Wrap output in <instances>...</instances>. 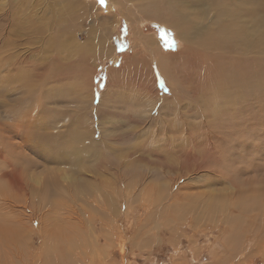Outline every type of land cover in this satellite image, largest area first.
<instances>
[{"label": "rangeland", "instance_id": "obj_1", "mask_svg": "<svg viewBox=\"0 0 264 264\" xmlns=\"http://www.w3.org/2000/svg\"><path fill=\"white\" fill-rule=\"evenodd\" d=\"M92 1L0 0V41L10 32L15 34L0 55V148L7 150V155L14 150L15 157L0 158L4 174L0 178V264H81L76 257L92 249L97 251L92 252L91 264H264L263 254L245 257L254 244L247 239L255 230L252 221L261 211L251 210L252 203H258L251 195L253 187L264 180V88L257 83L254 90L239 86L238 102L233 88L228 91L220 79L210 88L200 84L204 77L199 75L198 65L181 64L178 52L169 67L172 74L169 70L166 74L169 83L165 77L168 64L150 61L149 65L145 62L148 58L138 62L142 52L148 51L143 44L135 45L136 35L151 38L154 33L164 52L181 47L176 31L167 23L171 17L177 18L172 10L175 2L186 1L196 8L208 5L226 28L235 22L230 20L229 9L222 13L224 5H254L253 18L258 19L264 16V0H127L134 6L131 18L116 2L110 10L107 0ZM140 4L147 5L149 15L142 17ZM111 13L113 25L105 27L103 16ZM13 47L17 53L13 54ZM211 48L197 50L205 56ZM263 52L257 45L255 59L262 69L255 68L254 74L264 80ZM212 60L215 66L217 61ZM209 93L216 101L230 95L240 109L245 107L243 95L251 96L250 127L238 125L231 132L230 125L223 122L218 129L227 133L213 140L221 147L216 151L194 144L205 129H214L197 114L201 98L212 102ZM99 96L104 99L99 100ZM90 109L94 116L83 122L98 130L91 139L102 143L86 147L88 156L95 157L96 148L99 152L108 147L109 153L101 158L108 165L100 164L105 168L99 169L91 166L90 160L83 161L76 172L72 165L55 159L59 150L56 135L64 133L62 139L69 133L73 112L87 115ZM94 110H99L98 115ZM204 110L212 113V107ZM169 117V125L177 122L175 127L171 125L173 132L167 124L162 126ZM181 135L190 138L189 145L180 144ZM49 144L53 150L46 154ZM72 144L85 147L82 141ZM218 151L222 153L216 156ZM221 154L228 156L226 162ZM9 159L13 162L10 165ZM180 163L191 165L190 170H183ZM238 163L241 168L236 167ZM193 164L202 169L192 171ZM208 167L216 168L220 175ZM234 169L239 171L233 174ZM224 174L238 177L233 183L236 186L247 187L239 195L245 211L229 203L233 184L222 177ZM1 198H8L7 202ZM263 199L259 197L261 203ZM229 208L236 209L232 213ZM238 243L242 248L237 249L245 251L237 254Z\"/></svg>", "mask_w": 264, "mask_h": 264}, {"label": "bare ground", "instance_id": "obj_2", "mask_svg": "<svg viewBox=\"0 0 264 264\" xmlns=\"http://www.w3.org/2000/svg\"><path fill=\"white\" fill-rule=\"evenodd\" d=\"M83 1V0H82ZM95 1V0H93ZM92 1V2H93ZM127 1V0H126ZM139 1V0H137ZM143 1V0H142ZM145 1V0H144ZM151 1V0H150ZM158 3H160V1L156 0ZM64 2V1H62ZM70 2V1H69ZM116 2L117 4V8L120 9L123 12H126V14L131 18V16L133 15V12H131L130 10H132L134 8L133 5H131L132 3H127L125 4L123 2V0H120V2L118 0H107L108 5L110 6V10L111 7L113 8V4ZM140 2V1H139ZM153 2V1H152ZM85 3V0H84ZM156 3V2H155ZM153 4V9L156 7H154ZM163 3V2H162ZM226 3V2H225ZM262 3V2H261ZM62 4V3H61ZM94 4V3H93ZM146 4V3H145ZM245 4V3H244ZM64 5H67V3L64 2ZM69 5H72L69 3ZM88 5V4H87ZM107 5V4H106ZM107 5V6H108ZM141 5V4H140ZM139 5V6H140ZM165 5V4H164ZM251 5V2H250ZM253 5V3H252ZM163 6V5H162ZM227 5H224V7H222V13H225V8L229 9V17L230 20L234 21L235 24H231L228 27L224 28V21L221 20L218 16L217 13L215 12H211L210 8L208 5H204V6H198L197 8L190 4H188L186 1H179V2H175L173 4L172 10H174L175 15H177V18H170L168 25H170V27L174 28V30L176 31V38L180 41V48H178V50L176 52L172 51H167L164 52L162 47L159 46L158 44H160L159 40L154 39V33L150 34V37H140L139 35H136V42H138L135 45H138L139 43L144 47L143 49H147L148 52H142V57L140 58V60H137L138 62L141 61L143 62L144 59H146L145 62H149L151 65L152 62H157L159 64L162 65V63H165L168 68H165L167 70V72L165 73V77L167 79V82H169L168 76L166 75L168 73L169 67L172 66V60L173 58L175 59V55L174 53H177L176 56L178 57V59L180 58V56L182 57L181 59H177L178 62L182 63H186V67L187 65L189 66H197L199 67L200 74L202 77H204L203 81L200 82V84L204 83L205 85L208 84L209 88L212 87V83L216 82L218 79L221 80V82H223L224 88L226 87V89H228V91H230L231 88H233L234 92V97L235 99L240 102L241 101V95L239 92L238 87L241 86L245 89H251L254 90V86L255 83H257L258 85L260 84L262 88H264V80L263 79H258L256 78L255 74H254V70L255 68L258 70L262 69V65L259 63V61L257 59H255V52H256V47L257 45H261L264 48V16L259 17L258 19H254L253 18V14H254V5L253 6H249L248 3H246L245 5H241L240 4H236V8L233 6L231 7L230 5H228L227 7H225ZM243 6V7H242ZM69 7V6H68ZM67 7V8H68ZM72 7V6H71ZM83 7V6H82ZM140 10L143 13L142 17L145 15H149L150 11L147 7V5H141L140 6ZM160 7V6H158ZM166 7V6H165ZM164 7V8H165ZM60 8V7H59ZM66 8V7H65ZM101 8V7H100ZM161 8V7H160ZM158 8V9H160ZM169 8V6H168ZM101 10V9H100ZM65 11V10H64ZM68 11V10H67ZM113 11V10H112ZM218 11V10H216ZM256 11V10H255ZM105 12V11H104ZM160 10H159V14H160ZM173 12V11H171ZM242 12H244L243 14H241ZM113 13V12H112ZM110 16H103V24L105 25V27H111V22L110 20L112 19V14ZM162 13V12H161ZM56 14V13H55ZM106 14V13H105ZM153 14V13H152ZM164 14H168L167 11ZM221 14V13H220ZM101 15V14H100ZM104 15V14H103ZM107 15V14H106ZM138 15V14H137ZM137 15L135 17H137ZM161 15V14H160ZM169 15V14H168ZM174 15V14H173ZM124 16V15H123ZM162 16V15H161ZM101 17V16H100ZM125 17V16H124ZM134 17V19H135ZM107 18V19H106ZM150 18V17H149ZM156 18V17H155ZM9 19V18H8ZM145 19V18H144ZM148 19V18H147ZM160 19V18H159ZM162 19V18H161ZM167 19V18H166ZM157 20V18H156ZM53 21V20H52ZM107 21V22H106ZM134 21V20H132ZM138 21V20H137ZM141 21V20H140ZM158 21V20H157ZM160 21V20H159ZM165 21V20H164ZM116 22V21H115ZM136 22V21H135ZM155 22V21H154ZM228 22V21H227ZM132 24V23H131ZM135 24V23H134ZM137 24V22H136ZM164 25V24H163ZM214 25V30L211 29V26ZM136 26V25H135ZM142 26V25H141ZM132 27V25H131ZM134 27V26H133ZM140 27V26H139ZM167 27V26H166ZM5 29V28H4ZM135 31V30H134ZM253 31L255 33H253ZM19 33V32H18ZM24 33V32H23ZM139 33V31H138ZM6 34V33H4ZM14 34V32H13ZM12 32H10L9 34H7L8 36L5 37V40L0 41V55H2V53L4 52V50H6L5 48L7 47V45L9 44V41L11 40L13 35ZM136 34V32H135ZM110 35V34H109ZM133 35V34H132ZM144 35V34H143ZM3 36V35H2ZM15 36V34L13 35ZM23 36V35H22ZM108 36V35H107ZM157 38V37H156ZM101 40V39H100ZM132 40V39H131ZM135 42V41H134ZM11 43V42H10ZM98 43V42H96ZM102 43V42H101ZM104 43V42H103ZM133 43V42H132ZM223 43H226L225 45ZM257 43V44H256ZM259 43V44H258ZM99 45V44H98ZM101 45V44H100ZM133 45V46H135ZM161 45V44H160ZM105 46V44H104ZM132 46V47H133ZM203 46H213V48H211V51L208 52L206 51L205 56H202V53L199 52L197 49L203 47ZM107 47V46H106ZM152 47V48H151ZM154 48V49H153ZM108 49V48H106ZM110 49H112L110 47ZM114 49V48H113ZM137 49V48H136ZM142 49V50H143ZM238 52L235 53V52ZM258 51V50H257ZM261 51V50H260ZM10 52V51H9ZM109 53V50L107 51ZM141 52V50L139 51V53ZM183 52V53H182ZM259 52V51H258ZM257 52V53H258ZM17 53V50L14 49L13 47V54ZM182 53V54H181ZM237 54V55H236ZM264 54V52H263ZM233 55V56H231ZM215 56H219L218 59L216 60H212ZM2 58V57H1ZM9 59V58H8ZM22 59H24V56H22ZM139 59V58H138ZM7 60V59H6ZM149 60V61H148ZM217 61L215 62V66L211 65L210 61ZM152 61V62H150ZM166 61V62H164ZM176 61V60H175ZM257 63H259L258 65H256ZM131 64H134L133 62ZM174 64V63H173ZM197 64V65H196ZM143 65V64H142ZM144 65H146V63H144ZM164 65V64H163ZM138 66V65H137ZM136 66V67H137ZM147 67H149L147 65ZM151 67V66H150ZM174 67V66H173ZM179 67V66H178ZM182 67V66H181ZM138 68V67H137ZM180 68V67H179ZM183 68H185V66H183ZM133 69V68H132ZM141 69H144V67H142ZM149 72H152L151 68H148ZM188 69V68H187ZM123 70V69H122ZM126 71V69H124ZM136 70V69H135ZM147 70V68H146ZM146 70H142L143 72H145ZM180 70V69H179ZM194 70V69H193ZM5 71V70H4ZM9 71V70H8ZM137 71V70H136ZM141 71V70H140ZM148 71V70H147ZM165 71V70H164ZM178 71V70H177ZM12 72V71H11ZM139 72V71H138ZM170 72V70H169ZM180 72V71H179ZM191 72V71H190ZM194 72V71H193ZM259 72V71H258ZM10 73V71H9ZM134 73V72H133ZM264 75V71L262 72ZM140 74V73H139ZM138 74V75H139ZM170 74H172L170 72ZM176 74V73H175ZM198 74V73H197ZM114 75V74H113ZM147 75V74H146ZM2 76V75H1ZM262 76V75H261ZM4 77V75H3ZM194 77V76H193ZM195 78V77H194ZM153 79H154V75H153ZM199 78L197 77V80ZM177 80V79H176ZM196 80V81H197ZM202 80V78H201ZM139 81V80H138ZM143 82V81H142ZM154 82V81H153ZM144 83V82H143ZM170 83V82H169ZM198 83V82H197ZM196 83V85H197ZM203 84V86H204ZM109 86V85H108ZM146 86V85H145ZM173 86V85H172ZM202 86V87H203ZM222 89L223 86L221 84ZM173 92H174V88L170 87ZM177 89V88H176ZM179 89V88H178ZM205 89V88H204ZM61 90V89H60ZM30 91V90H29ZM36 91V90H35ZM203 91V90H201ZM210 91H212L210 89ZM216 91V90H215ZM222 91V90H221ZM221 91H217V92H221ZM50 92V91H49ZM177 92V91H176ZM214 93V91H212ZM227 91L225 90V93ZM232 92V91H231ZM28 93V91H27ZM92 93V92H91ZM90 92H88V96L90 97V99H93V95H91ZM104 93V92H103ZM208 93V92H207ZM211 97H209L208 100L210 101H206L204 100V98H201L199 100V105H200V110L197 111L198 116L202 117V122H204L206 124V126H210L213 127L214 129H205V131L203 132L204 134L199 136V140L194 143L195 146L196 144H198L199 146L201 144L205 145L207 150L209 151H213L217 148H219L218 146H215V142L213 140H216L217 138H220L221 134L223 132L227 131H222L219 130L218 128H220L224 123H228L230 125V127L232 128L231 132H234V128L238 127V125H243L246 127H250L251 122H252V117L250 114V108H249V101L248 99L251 98L250 95L245 94L243 95V97L246 99L245 100V107L243 109H240L239 106L235 105L234 100L231 98L230 95H226V99L228 102H226L222 97L218 98V101H216V99L213 95L212 97V93ZM219 94V93H218ZM221 94V93H220ZM224 94V92H223ZM104 95V94H103ZM19 96V95H18ZM210 96V95H209ZM23 98V97H21ZM184 98V97H183ZM24 99V98H23ZM68 99V98H67ZM104 97L99 96V100H103ZM213 99V100H212ZM172 99H170L171 101ZM67 101V100H66ZM164 101V100H163ZM75 102V101H74ZM89 102V101H88ZM160 103V102H159ZM72 104V103H71ZM70 104V105H71ZM196 104V103H195ZM101 105V102H100ZM176 105V104H175ZM153 106V105H152ZM177 106V105H176ZM175 106V107H176ZM197 106V105H196ZM169 107V106H168ZM205 107H212V113L209 115L204 109ZM94 108V107H93ZM162 109L165 108V106L161 107ZM97 109V108H96ZM98 109L100 110L101 108L98 107ZM179 110V108H177ZM199 109V108H198ZM99 110L95 111V114L98 115ZM166 111V110H165ZM180 111V110H179ZM182 111V110H181ZM161 113V112H160ZM67 114V113H64ZM156 114V113H155ZM163 114V113H162ZM169 114V113H168ZM264 114V113H263ZM92 115L94 116L93 110L90 109V112L87 115L84 114H79L78 113H74L73 112V117H72V122L70 123L69 126V133L66 134L62 139H60V136H63L64 133H58L56 136L57 138V142H58V149L56 151V155H55V159L57 160V162L59 163H67V165H72L75 169L76 172H79L80 167H81V162L83 161H88L90 160L92 162L91 166H95L98 167L99 169H104L105 167H102L100 164H102L103 166L108 165L107 162H103L101 161V158H103V155L106 156L109 152V148L106 147V149H100L99 152L98 148L97 151L95 150V153H98L97 155L95 154V157L93 156H88L89 152L88 149H86V147H90L92 148L93 146H97L98 143H102V142H96L95 140L93 141L92 139V134L98 130H96L94 127L92 128L89 124V126H87L86 121L83 122L84 120H87L88 118H91ZM260 115V113H259ZM5 116V115H4ZM89 116V117H88ZM167 116V115H166ZM190 116V115H188ZM258 116V115H257ZM264 117V115H261ZM65 117V116H64ZM176 118L179 117V114L177 113ZM193 117H196V114H193ZM66 118V117H65ZM261 118V117H260ZM156 119H160V115L156 116ZM164 119L163 117L161 118V120ZM171 119L166 118V122L162 124V126L166 125L165 127L169 126L170 129L168 131L173 132V127L176 126L177 122H173L171 125H169L168 120ZM152 120V119H151ZM174 120V119H173ZM199 120V119H198ZM261 120L258 118V121ZM157 121V120H156ZM178 121V120H175ZM200 121V120H199ZM83 122V123H82ZM89 122V120H88ZM260 122V121H259ZM261 124V123H260ZM184 125H186L184 123ZM194 125V124H193ZM192 125V126H193ZM221 125V126H220ZM257 125H259L257 123ZM9 126V125H8ZM161 126V127H162ZM264 125H262L263 127ZM18 127V126H17ZM79 127H83L85 128V131L81 132L78 128ZM261 127V126H260ZM202 129V126L200 127ZM168 129V128H166ZM187 129V128H186ZM28 130V129H27ZM175 131V130H174ZM264 131V130H263ZM25 133V131H24ZM191 133V132H189ZM27 134V133H26ZM169 134V133H168ZM174 134V133H172ZM187 134V133H186ZM185 134V135H186ZM115 136V135H114ZM182 136V135H181ZM191 136V135H188ZM116 137V136H115ZM24 138V137H23ZM92 138V139H91ZM104 135L101 136V139L103 141ZM181 138V137H180ZM182 141L180 144H184V145H189L190 142V138L188 137H184L182 136ZM195 138V137H194ZM263 138V137H261ZM26 139V138H25ZM113 138H111L112 140ZM114 140V139H113ZM177 140V137H176ZM195 140V139H194ZM76 141H82L85 142V147H80L77 145H74L72 143L76 142ZM144 141V140H143ZM178 141V140H177ZM259 141V140H258ZM3 144V143H2ZM56 144V143H55ZM54 144V146H56ZM171 144V143H170ZM174 144V143H173ZM164 145V143H163ZM162 145V146H163ZM52 144L47 145L44 148H46L47 152H50L52 149ZM158 146V145H157ZM194 146V148H195ZM99 147V146H98ZM170 150H172V147L169 145L168 146ZM12 148V147H11ZM19 148V147H18ZM100 148V147H99ZM103 148V147H102ZM201 148V147H200ZM221 148V147H220ZM219 148V149H220ZM231 149H234L233 146H230ZM56 149V148H55ZM177 149V148H176ZM175 149V150H176ZM167 150V149H166ZM174 150V149H173ZM10 151V150H9ZM111 151V150H110ZM189 151V150H188ZM260 151V150H259ZM7 150L0 148V158L2 157H7L11 158V159H15V157H13V152L10 153L9 155H7ZM159 152V151H158ZM228 154L229 152L226 151ZM261 152V151H260ZM43 153V152H42ZM219 153H222L221 151H218L216 153V156L219 155ZM45 154V153H43ZM259 154V153H258ZM257 154V155H258ZM180 155V154H178ZM260 155V154H259ZM25 156V155H23ZM184 156V155H183ZM221 156L224 158V161L226 162L228 160V156L225 154H221ZM262 156V155H261ZM264 156V155H263ZM44 157V155H43ZM93 157V158H91ZM6 159V160H7ZM11 159L8 160V164H12L13 162H11ZM87 159V160H85ZM107 160V158H106ZM4 161V160H3ZM89 161V162H90ZM183 161V160H182ZM6 162V161H4ZM27 162V161H26ZM173 162V161H172ZM192 162V161H191ZM174 163V162H173ZM260 163V162H259ZM123 164V163H122ZM175 164V163H174ZM179 164V163H178ZM181 166H183V170L186 169V171H189L191 168V165H187L180 163ZM191 164V163H190ZM195 164V162H194ZM192 165L193 166V170L192 171H196L198 169H200L201 167H197L196 165ZM197 164V163H196ZM262 164V163H261ZM86 165V164H85ZM121 165V163L118 164V168ZM264 165V164H263ZM186 166V167H185ZM239 166V163L236 164V167ZM259 166V165H258ZM66 167V166H65ZM229 167V166H228ZM240 167V166H239ZM256 167V166H255ZM261 167V166H260ZM29 168V167H28ZM84 168V167H83ZM179 168V167H178ZM241 168V167H240ZM202 169V168H201ZM204 169V168H203ZM208 169V171H210L211 173H215L220 175L216 168L214 167H208L206 168ZM248 169V168H247ZM124 170V169H123ZM245 170V168H244ZM237 171H239L238 169H234L231 171V173H236ZM228 173V171H227ZM249 173V172H247ZM257 173V172H256ZM264 174V173H263ZM152 175V174H151ZM256 175V174H255ZM261 176V175H260ZM4 177L3 172H0V178ZM222 177L225 180H228L229 184L232 185L234 183V181L238 178L235 179V176H231L228 174H224L222 175ZM259 179V178H258ZM145 180V179H144ZM199 182V181H198ZM247 183V181H245ZM255 182V181H254ZM152 185V184H151ZM233 190V195H230L232 197L229 196V203H232L233 206H235L238 210L240 211H245L242 207H244L243 204V200L242 198L239 196L241 195L243 192H245L247 190V187L242 185V187H238L235 184H233V187L231 188ZM27 190V189H26ZM105 191V190H104ZM231 193V192H230ZM217 196V194H216ZM254 197H257V201L258 203H252V208H254L256 211H260V213L254 217L255 221H252V227H255V230L253 231V235H251L250 238H247L250 240V242L253 244V247L251 249H249L248 251H246L245 257L247 256H252L254 253H259V254H263L264 255V203H261L259 201V197L263 196L264 197V180H262L259 183V186L255 189L253 187L252 189V195ZM262 198V197H261ZM8 198H1V200H4L7 202ZM217 199V198H216ZM249 199V198H248ZM252 199V198H250ZM264 200V199H263ZM221 201V200H220ZM250 201V200H249ZM255 202V200H253ZM225 203V201H223ZM211 203V202H210ZM114 204V203H113ZM54 205V204H53ZM60 208V207H59ZM235 208V209H236ZM230 211L233 213V211H235V209L233 208H229ZM248 209V207H247ZM33 210V209H32ZM27 211V210H26ZM31 211V208L30 210ZM252 212V211H251ZM250 212V214H251ZM33 213V212H32ZM40 213V212H39ZM255 213V212H254ZM31 214V213H30ZM34 215V214H32ZM44 215V214H43ZM242 215V214H241ZM253 215V214H252ZM25 216V214L23 215ZM38 216V215H36ZM32 217V216H31ZM83 217V216H81ZM25 218V217H24ZM23 218V219H24ZM40 217H37V220ZM45 218V217H44ZM44 218H42L44 220ZM80 218V217H79ZM198 218V217H197ZM260 218V219H259ZM36 219V218H35ZM83 219V218H82ZM229 219V218H228ZM251 218H249L250 220ZM33 219H31L30 221H32ZM239 220V219H237ZM42 221V220H41ZM79 221V220H78ZM197 221V219H196ZM230 221V220H229ZM250 221V222H251ZM92 222V221H91ZM223 222V221H222ZM224 223V222H223ZM23 224V223H22ZM214 224V223H213ZM237 224V223H236ZM240 225V224H239ZM203 226V225H202ZM251 226V225H250ZM248 229V228H247ZM246 230V229H245ZM225 236V235H224ZM250 236V235H249ZM246 238V237H245ZM244 238V239H245ZM228 239V238H227ZM237 240V239H236ZM229 241V240H228ZM235 241V240H234ZM178 242V241H177ZM236 242V241H235ZM239 242V241H237ZM244 242V241H243ZM228 243V242H226ZM231 243V242H230ZM240 243V242H239ZM236 245V248H239L242 246L240 244ZM233 244V243H232ZM242 244V243H241ZM231 245V244H230ZM243 245V244H242ZM245 245V244H244ZM227 247V246H226ZM206 248V247H205ZM233 248V250H234ZM219 249V248H218ZM96 250V249H94ZM92 249V252L94 251ZM232 250V249H231ZM232 250V251H233ZM239 250V251H237ZM236 252L233 251V253H237L240 252V250L243 249H237ZM97 251V250H96ZM245 249L241 252H244ZM90 252V250L84 251L79 254L76 258H78V261L83 264H91L92 261L94 260V255L93 253ZM215 252V251H214ZM231 252V251H230ZM228 252V253H230ZM77 253V252H76ZM96 253V252H95ZM94 253V254H95ZM236 254V255H237ZM99 255V254H98ZM96 255V256H98ZM221 255V254H219ZM235 255V254H233ZM238 256V255H237ZM250 256V257H251ZM100 257V256H98ZM97 258V257H96ZM101 258V257H100ZM249 258V257H248ZM98 259V258H97ZM243 259V258H242ZM247 259V258H246ZM262 259V258H261ZM66 260V259H65ZM243 261V260H242ZM221 262V261H220ZM229 262V261H228ZM219 263V262H218ZM224 263V262H223ZM241 263V262H240Z\"/></svg>", "mask_w": 264, "mask_h": 264}]
</instances>
